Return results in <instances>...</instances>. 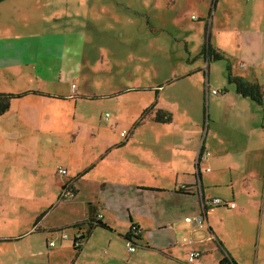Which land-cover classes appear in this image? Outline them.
<instances>
[{
  "label": "crops",
  "instance_id": "obj_1",
  "mask_svg": "<svg viewBox=\"0 0 264 264\" xmlns=\"http://www.w3.org/2000/svg\"><path fill=\"white\" fill-rule=\"evenodd\" d=\"M52 1L0 0V94H26L0 115V193L7 195L0 210L9 211L0 228V264H187L191 251L201 254L194 264H219L225 254L236 264H264V102L242 97L228 83L230 73L264 91V0H205L212 6L205 23L175 26L176 37L170 43L164 37L158 47L159 61L150 59L152 26L131 28L124 48L123 33L98 25L102 17L72 14L67 0ZM88 6L89 14L98 13ZM81 19L93 26L80 27ZM104 41L111 45L109 61ZM209 47L223 59H208ZM223 88L222 96L212 94ZM93 102L111 104L113 122L112 115L96 120ZM157 114L170 121L157 122ZM202 151L209 156L198 166ZM248 162L260 168L243 170L240 163ZM48 165L53 179L38 181ZM143 178L165 184L145 185ZM214 189L221 193L213 196ZM67 190L75 196L63 197ZM128 193L190 200L192 210L167 206L164 215L179 213L177 222L168 221L153 200L125 207L120 200ZM24 194L36 209L27 232L17 236L11 226L25 223ZM201 198L227 204L204 211L214 239L198 232L195 238L204 241L181 246L190 227L184 218L203 212ZM58 211L63 214L49 223ZM91 218L110 229L94 227L76 242ZM132 226L140 236L130 244L134 252L125 240ZM56 230L58 236L49 235ZM42 231L50 233L39 237Z\"/></svg>",
  "mask_w": 264,
  "mask_h": 264
},
{
  "label": "rangeland",
  "instance_id": "obj_2",
  "mask_svg": "<svg viewBox=\"0 0 264 264\" xmlns=\"http://www.w3.org/2000/svg\"><path fill=\"white\" fill-rule=\"evenodd\" d=\"M95 0H83V4L82 7L80 5V0H67V4L71 7V12L72 14H74L75 12L81 13L83 16H87L88 15H96V16H100L102 17L100 23L98 24L99 26H104L106 31H111V35H118L123 33L122 36L120 37V46L126 48L127 47V42L131 40L132 34H131V28L133 27H137L139 25L142 26H146L147 28L149 26H152L153 29V34H152V41H151V48H150V59L152 61H159L160 60V51L158 50V47L160 46V43L163 45L164 44V37L167 39V42L170 43V41L172 40V38H175L177 35V32L175 30V26H180L182 28H193V27H199L201 23H199L198 21H202V23L204 24L207 16H208V12L209 10H212V6L211 3L206 4L205 0H96V2H92ZM51 2L53 3V1L51 0ZM90 4H94L96 10L98 13H93L91 12V14H89L91 7L88 6ZM57 6V4H56ZM59 6V4H58ZM119 14L121 19L118 18L117 20L114 19V23H111L109 21H107L106 19L111 15V14ZM191 16H194L195 18H197V20H192ZM115 17V16H114ZM86 18V17H85ZM128 18L130 19V22H128ZM147 18L150 20L149 23H146ZM199 18H201L199 20ZM106 22L108 25H106ZM81 26L80 27H91L93 26V24L91 22H87L85 19H81L80 21ZM160 28H164L163 31H160ZM115 30L117 32H115ZM102 32H105L101 29ZM137 37H144L146 38L147 35L143 36L141 35H136ZM157 38L156 40H153L154 38ZM203 37V36H202ZM162 39V40H161ZM102 46L107 50V54L106 57L104 58L105 61H109L111 60V45L110 43H108V41H104L102 42ZM169 57L172 58L173 60V52L169 50L168 52ZM109 56V58H108ZM117 57L123 59L125 56L124 54H120L117 55ZM98 59V67H101L102 64L100 63V61H103V53L102 56L99 55L97 56ZM114 59V58H112ZM115 60V59H114ZM122 64V63H121ZM170 70L168 69L166 71V78H171L170 75ZM220 83V81H218V84ZM104 84V83H102ZM121 84V83H120ZM98 89V88H97ZM226 88L223 89H215L218 91H221L220 95L222 94V92L224 93V90ZM100 91H105V89H98V91H96V93H98ZM222 96V95H221ZM250 100V99H249ZM97 101V100H95ZM251 101V100H250ZM208 103V102H207ZM90 107L92 108V113L93 116L96 118V120H99V117H106L108 118L110 115H112V121L113 122V108L110 105H108L106 102H93L90 104ZM105 118V119H106ZM102 123L104 124V122L102 121ZM209 123V110H208V106H206V128H207V124ZM53 148H50V151L52 152ZM56 151L62 149L60 147H55ZM74 155V154H73ZM83 163H85V161H83L80 165H82ZM240 165H242L243 170L246 171H251L252 168L254 169H259V165L258 163L255 162H248L247 164L245 163H240ZM79 166V164H78ZM264 170V169H263ZM45 176L41 177L40 179H37L38 181L42 182L43 179H47V180H52L53 179V170L50 167V165H48L45 168ZM210 171H215V168L213 166H210ZM57 174H55L56 176ZM143 182H146L145 185L151 183V185L153 186H157L158 184H165V180L164 179H160V178H156L154 179V181H152L153 179H148V178H143L142 179ZM36 181V180H34ZM211 191V190H210ZM224 193H226V195L228 194L226 191H224V189L222 190ZM214 193H221L220 190H216L214 189L211 194L213 196ZM7 195H5L3 192L0 193V200H4L6 199ZM24 200H25V223L22 224V227H19L20 224L18 222V226L15 229V227L11 226L12 230H14V234H16L17 236H19L20 234L24 235L28 228H27V223L29 220V214L31 215V212H33L36 207L35 204L34 206L31 205L30 201L27 200H32V195L31 194H24L23 195ZM145 198L147 199L146 201H152L154 203V207H156V212L160 215V218H164V219H168V221L173 220V222H177L176 219L179 215V213H172V214H168L166 213V215L163 214L164 209H166V207H178L180 212L181 210H183V213L186 214V212H190L192 210V206L189 205L190 200H184V199H176L177 204H175V200H173V198L168 197V196H157L155 195V193L151 194V193H144L142 194V196L140 198H137L133 193H128L126 194L125 197H122L120 200L121 204H125V207H129V205L133 204L135 202V200H139V202L144 201ZM69 201H71L69 199ZM238 205L239 202L237 201ZM129 204V205H127ZM219 210H221L222 212L224 211L223 207H218ZM80 211V208H77L74 210V212H78ZM59 212L58 211L56 214L53 215V217H50V221L52 224L55 222L54 218H59ZM9 213V211H1L0 210V228L2 227V221L3 218L8 217L7 214ZM62 213V212H61ZM63 214V213H62ZM119 214V213H118ZM119 217V216H118ZM229 217V215H228ZM129 221L127 220V223ZM122 225H118V229L121 230ZM257 227H255L256 230ZM255 230H254V234H255ZM39 232V231H38ZM42 235H39V237L44 236L48 233H50L49 231H42ZM67 235H70V231H64ZM49 235H54L55 237L58 236L56 234V232H53L52 234ZM255 236V235H254ZM254 238V237H253ZM53 244L55 243L54 241H52ZM125 243V242H124ZM56 244V243H55ZM54 244V245H55ZM240 245V243H238ZM249 252L253 250V246H251V244L246 248Z\"/></svg>",
  "mask_w": 264,
  "mask_h": 264
},
{
  "label": "trees",
  "instance_id": "obj_3",
  "mask_svg": "<svg viewBox=\"0 0 264 264\" xmlns=\"http://www.w3.org/2000/svg\"><path fill=\"white\" fill-rule=\"evenodd\" d=\"M203 52L208 57V59H210V60L219 61V60L223 59L222 55H220V54H218L216 52H213L210 47L208 49H206V50H203ZM228 83L229 84H234L236 86L237 93L239 95H241L242 97L250 99L251 101L255 102L258 105H262L263 104V102H264V91L259 85L254 84V83L245 82V81H243L240 78L232 77L230 75V73L228 74ZM24 95H26V94H21V95L0 94V115L7 111L8 107H9V103H10V101L13 98H19V97H22ZM155 120L157 122H163L164 123V122H169L170 121V117L166 116V118L163 119V117L162 118L160 117V114H157ZM71 194H72V196L67 197V198H73L75 196L74 193L71 192ZM63 197H66V196H64V194H63ZM42 216H43V214L40 215L37 218L36 223L38 221H40ZM87 223H88V226L86 228V231L85 232L84 231L81 232V234L79 235V239L76 238L77 239V240H75L76 242H81L82 243L83 240L90 235V233H91V231H92V229L94 227H100L102 229H110L106 224L102 223L99 219L91 218V219L88 220ZM75 226L77 228H79V230H81L80 229L81 226H82L81 224H77ZM73 228H74V226H73ZM54 232H57V230L54 231ZM213 239L214 238L212 236V240ZM125 240H126L127 243H129V247L128 248L130 249V247H132V248H134V251H135V247L130 245V244H134L135 240H140L139 230H138V228L136 226H132L131 227V230L129 231V236H126ZM194 244L195 243H193L192 245H194ZM192 245H189V246H192ZM134 251H131V252H134ZM189 254H190V252H189ZM189 254H188V258H189ZM200 256H201V254L199 255V257ZM187 264H188V259H187ZM219 264H236V263L234 262V260L228 254H225Z\"/></svg>",
  "mask_w": 264,
  "mask_h": 264
},
{
  "label": "built area",
  "instance_id": "obj_4",
  "mask_svg": "<svg viewBox=\"0 0 264 264\" xmlns=\"http://www.w3.org/2000/svg\"><path fill=\"white\" fill-rule=\"evenodd\" d=\"M195 17H192V19H194ZM72 88H74V86H72ZM212 94L214 95H220V92L217 90H213ZM126 133L125 131L121 133V136H125ZM209 156L208 152L202 151L199 153L198 157H197V165L199 166V163L206 160ZM57 173L59 175L65 176L67 174L66 169L59 167L57 169ZM181 189L183 190H187L186 186H183ZM64 196L66 197H70L72 196L70 191H66L64 193ZM227 204L224 203L222 200L220 199H212L209 201L204 200L203 198H201V208L203 210V212L201 214H198L196 216H187L184 218V221L186 223H188L190 225L188 232L183 235V237H181V240L179 242V244L181 246H189L192 245L193 243L196 242H202L204 241L203 239H197L195 238V234L198 232H204L205 233V237L207 240H212V234L209 232L210 227L207 224V220L204 216V211L209 208V207H217V206H226ZM230 207H234V204H229ZM51 246H53L54 244L51 243ZM130 251H134V248L130 247L129 249ZM200 253L197 251H191L189 254V258H188V264H194L195 260L199 257Z\"/></svg>",
  "mask_w": 264,
  "mask_h": 264
}]
</instances>
